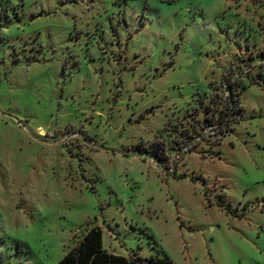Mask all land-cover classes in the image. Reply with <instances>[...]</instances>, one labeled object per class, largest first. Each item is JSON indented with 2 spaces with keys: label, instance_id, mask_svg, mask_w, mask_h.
Wrapping results in <instances>:
<instances>
[{
  "label": "rangeland",
  "instance_id": "rangeland-1",
  "mask_svg": "<svg viewBox=\"0 0 264 264\" xmlns=\"http://www.w3.org/2000/svg\"><path fill=\"white\" fill-rule=\"evenodd\" d=\"M225 84L239 118L182 152ZM95 227L126 259L264 264V0H0V264Z\"/></svg>",
  "mask_w": 264,
  "mask_h": 264
},
{
  "label": "trees",
  "instance_id": "trees-1",
  "mask_svg": "<svg viewBox=\"0 0 264 264\" xmlns=\"http://www.w3.org/2000/svg\"><path fill=\"white\" fill-rule=\"evenodd\" d=\"M225 86L228 88L230 93L229 102L232 104V113L236 112L240 115L242 109L239 106V99L234 95L233 87H227V84H225ZM230 89L232 91H230ZM215 103V100H211L210 105H214ZM206 109H209L210 111L211 106H207ZM222 115V110H220L216 119L223 120ZM206 121H208L207 123L212 122L210 120ZM187 138V141H189L192 136H188ZM57 264H173V262L168 258H150L140 260L126 259L120 256L108 254L103 250L101 231L95 227L88 230L78 241L77 245L70 249Z\"/></svg>",
  "mask_w": 264,
  "mask_h": 264
},
{
  "label": "built area",
  "instance_id": "built-area-1",
  "mask_svg": "<svg viewBox=\"0 0 264 264\" xmlns=\"http://www.w3.org/2000/svg\"><path fill=\"white\" fill-rule=\"evenodd\" d=\"M230 99V93L227 89L224 90V94H223V102L224 104V108L222 110L223 113V120L220 119H216L210 123H208L207 125L201 127L199 129V131H197V133L192 136V138L188 141L187 145H185V147L183 148L182 152H187L189 150H191L192 148H194L195 146H197L199 143L203 142V141H209V138L216 134H220L219 136H223L225 135L230 128V124H231V117L238 119L239 118V114L238 113H232L233 108H232V104L229 102ZM234 121V120H233ZM213 131V132H212Z\"/></svg>",
  "mask_w": 264,
  "mask_h": 264
}]
</instances>
